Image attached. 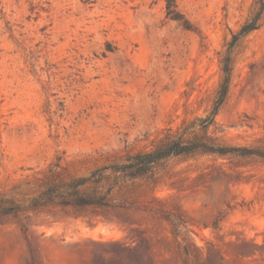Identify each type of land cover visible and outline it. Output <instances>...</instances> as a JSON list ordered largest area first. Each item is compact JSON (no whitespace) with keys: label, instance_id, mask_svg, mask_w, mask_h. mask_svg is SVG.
<instances>
[{"label":"rangeland","instance_id":"1","mask_svg":"<svg viewBox=\"0 0 264 264\" xmlns=\"http://www.w3.org/2000/svg\"><path fill=\"white\" fill-rule=\"evenodd\" d=\"M0 0V264H264V11L259 0ZM195 150L107 205L34 204L164 136Z\"/></svg>","mask_w":264,"mask_h":264},{"label":"trees","instance_id":"2","mask_svg":"<svg viewBox=\"0 0 264 264\" xmlns=\"http://www.w3.org/2000/svg\"><path fill=\"white\" fill-rule=\"evenodd\" d=\"M259 3L260 8L256 15L248 20L230 41L228 51L222 60L224 79L220 89V98L216 107L206 117L208 120L206 127L215 122L219 107L228 92L232 77V49L234 45L241 37L259 27L258 21L264 11V0H259ZM166 8L170 18L181 21L188 28L191 26L188 19L178 10L176 0H167ZM195 150L221 154H260L259 151L248 147L219 145L211 141V138L205 134L192 140H184L181 137L172 138L166 135L153 148L129 153L120 160L96 167L89 175L73 178L64 187L51 183L33 201L34 204L58 202L61 205L77 207L107 205L111 193L121 183L147 175L157 163L169 157Z\"/></svg>","mask_w":264,"mask_h":264}]
</instances>
